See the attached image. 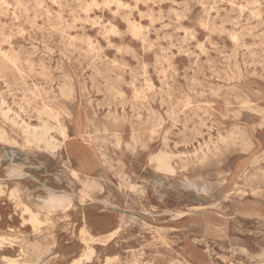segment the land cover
Masks as SVG:
<instances>
[{
    "label": "rangeland",
    "instance_id": "374dc122",
    "mask_svg": "<svg viewBox=\"0 0 264 264\" xmlns=\"http://www.w3.org/2000/svg\"><path fill=\"white\" fill-rule=\"evenodd\" d=\"M0 238V264H264V0H0Z\"/></svg>",
    "mask_w": 264,
    "mask_h": 264
},
{
    "label": "bare ground",
    "instance_id": "6f19581e",
    "mask_svg": "<svg viewBox=\"0 0 264 264\" xmlns=\"http://www.w3.org/2000/svg\"><path fill=\"white\" fill-rule=\"evenodd\" d=\"M198 4H200L199 2H198ZM70 78H71V76H70ZM228 79V78H227ZM240 106V105H239ZM172 110V109H171ZM138 117V116H137ZM48 132H47V129L44 127V128H42L40 131H37V130H33L32 132H31V135H32V137H33V139L36 141V142H44L45 143V145L46 146H51V144H49L48 143V140H47V138H46V134H47ZM64 134V133H63ZM247 134V133H246ZM231 135V134H230ZM229 135V136H230ZM237 136H238V134H237ZM248 139H249V137H248ZM56 140V139H55ZM103 141V140H102ZM104 142V141H103ZM117 146V145H116ZM118 147V146H117ZM64 148V147H63ZM64 150V149H63ZM196 153V152H195ZM201 153V152H200ZM102 157V156H101ZM157 168L158 169H160V170H166V171H168L170 168H169V165H168V163H166V162H164L163 160H160V159H158V164H157ZM242 169V168H241ZM16 170V169H15ZM164 174V173H163ZM237 176V175H236ZM72 179V178H71ZM74 179V178H73ZM236 179V178H235ZM208 186V185H207ZM210 186V185H209ZM109 188V187H108ZM111 191V190H110ZM128 191V190H127ZM52 198V197H51ZM225 199V198H224ZM225 201V200H224ZM66 203V201L63 203L62 202V200L60 199V198H53V199H51L50 201H49V205L51 204V205H54V207L55 206H62V205H64ZM234 203V202H233ZM66 205V204H65ZM69 205V204H68ZM239 206H241L240 204H239ZM57 208H59V207H57ZM68 208V207H67ZM24 210L26 211V212H28L29 213V216H30V222L32 223V224H36L37 222H38V220H37V217H36V214L27 206V205H24ZM201 211V210H200ZM199 211V212H200ZM207 211V210H206ZM209 211V210H208ZM206 213H208V212H206ZM205 213V214H206ZM200 214V213H199ZM211 214V213H210ZM214 214V213H213ZM197 215V214H196ZM201 216H203V214L201 215ZM225 219H226V216H225ZM227 220V219H226ZM225 220V221H226ZM226 223V222H225ZM203 224H204V222H203ZM227 224V223H226ZM225 224V225H226ZM211 225V224H210ZM224 225V224H223ZM196 226V225H195ZM199 226V225H198ZM207 226V225H206ZM209 226V225H208ZM193 227H194V225H193ZM203 228H205V227H203ZM209 228V227H208ZM225 228V227H224ZM188 229V228H187ZM224 230V229H223ZM225 230H227V229H225ZM205 231H206V229H205ZM224 233V232H223ZM222 234V233H221ZM223 235V234H222ZM225 235V234H224ZM183 236V235H182ZM185 236H186V234H185ZM226 236V235H225ZM222 238V237H221ZM225 238V237H224ZM1 238H0V244H1ZM86 242V241H85ZM188 249V248H187ZM190 249H192V248H190ZM195 249H193V251H194ZM191 251V250H190ZM199 251V250H198ZM194 254V253H193ZM197 254H198V252H197ZM197 254H196V256H197ZM192 255V254H191ZM202 255V254H201ZM189 256V255H188ZM193 256V258H196V257H194V255H192ZM200 257V256H199ZM182 258V257H181ZM18 259V258H17ZM203 259H204V257H203ZM196 260H198V259H196ZM200 260V259H199ZM198 260V261H199ZM205 261V260H204ZM207 261V260H206ZM187 262V261H186ZM201 263L203 262V261H200ZM19 263V262H18ZM190 263V262H189ZM11 264H17V263H15V262H12ZM199 264V263H198Z\"/></svg>",
    "mask_w": 264,
    "mask_h": 264
}]
</instances>
